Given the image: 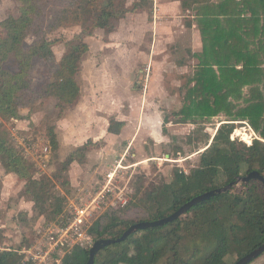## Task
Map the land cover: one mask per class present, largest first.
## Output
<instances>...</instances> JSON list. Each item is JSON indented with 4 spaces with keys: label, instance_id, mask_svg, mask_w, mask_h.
I'll use <instances>...</instances> for the list:
<instances>
[{
    "label": "trees",
    "instance_id": "1",
    "mask_svg": "<svg viewBox=\"0 0 264 264\" xmlns=\"http://www.w3.org/2000/svg\"><path fill=\"white\" fill-rule=\"evenodd\" d=\"M17 1L18 12L0 21V117L6 121L22 119L24 108L47 96L57 99L61 111L77 104L81 97L77 77L90 50L86 39L98 29L114 31L131 11L153 6L152 0H134L132 5L129 0ZM197 14L205 44L203 53L197 55L199 70L188 83L177 121H166L200 125L222 113L227 119L212 139L207 135L189 174L177 171L171 182L137 195L124 206L111 207L97 218L89 227L94 241L117 238L137 222L166 217L193 197L253 170L264 175V0L210 1L199 6ZM72 27H79V32L66 41V53L56 61V40L50 34ZM30 35L35 40L28 43ZM36 57L52 69V80L40 88L33 86L31 76ZM234 121H246L258 134L252 144L232 138L237 128ZM2 124L0 159L5 172L26 181L22 196L34 202L35 212H48L52 218L60 215L64 199L52 192L50 178H35V164L9 142ZM124 124L111 121L108 130L119 134ZM50 141L57 150L54 128ZM92 144L89 140L73 152L64 162L65 169ZM241 187L196 204L174 221L140 229L124 241L105 246L94 264H232L226 261L231 255L236 262L264 243V185L252 179ZM89 255L90 247L77 245L61 264H87ZM0 264L29 263L19 251L1 249Z\"/></svg>",
    "mask_w": 264,
    "mask_h": 264
},
{
    "label": "rangeland",
    "instance_id": "2",
    "mask_svg": "<svg viewBox=\"0 0 264 264\" xmlns=\"http://www.w3.org/2000/svg\"><path fill=\"white\" fill-rule=\"evenodd\" d=\"M132 2L133 0H129V5ZM19 7L20 3L17 0H0V21L10 12H18ZM115 31L117 30L112 32ZM78 32L79 27H72L61 28L50 34V38L56 40L53 46L56 61L65 55L66 41ZM112 32L99 29L86 39L90 50L83 57L78 80L84 90L87 103L90 100L94 101L97 96L104 103L105 100H112L111 96L115 94L117 98L112 102L117 103L116 109H109L106 104H103L102 108L79 107L75 104L61 111L57 99L47 96L32 107L24 108L22 119L6 121L0 117V123H3V129L8 133L9 142L35 164V178H50L53 182L52 192L64 199L63 212L60 215L53 218L48 212L40 215L34 210V202L29 197L22 196L26 181L14 174L3 185L4 176L0 171V248L2 250L11 249L21 253L23 248L34 246L38 242V227L64 223L73 211L72 203L90 205L108 171L123 155L126 156L125 165L140 159L143 161L138 162V166L127 168L116 177L118 187L115 189V194L112 196L109 194L107 204L96 209L92 223L111 207L122 206L121 198L128 202L135 200L137 195L143 196L155 186L171 182L177 171L189 174L199 161L198 152L205 146L207 135L212 139L219 124L227 119L222 113L206 119L200 125L167 123V118L177 121L176 113L184 106L188 83L199 70V67L195 68L192 64H188L191 67L188 71L181 75L177 74V90L174 89L173 80L169 78L173 73L168 71H165V80L169 83L168 90H146L148 76L151 74L149 66L138 64L137 70L146 68L147 76L143 79L140 75L134 78L132 83V87L136 88L133 90L134 95L126 96L123 93L128 90L126 82L114 84V80L118 82L121 78L119 76H123L127 69L126 49L120 45H112L119 40L123 41L124 33L120 32L111 38ZM34 40V35L27 38L28 43ZM175 48L177 45L172 49ZM177 56L191 59L195 54L178 49ZM31 76L33 86L40 88L52 80V69L43 59L35 58ZM123 79L125 81V78ZM194 84L191 83V86ZM247 90L248 88L245 87L244 93ZM146 96L149 106H144ZM143 117L146 121V131L139 135L138 128L142 125ZM160 117L163 123L159 121ZM119 120L129 122V129L124 134L121 132L116 136L110 135L107 125L111 121ZM234 122L237 128L232 138L248 145L252 144L258 134L246 121ZM51 128H54L58 139L57 150L51 145ZM251 129L254 132H251ZM152 136H158L159 141H154ZM89 140L93 141L89 149L76 154V161L65 169L64 162L68 157ZM130 141L133 144L132 148L129 147ZM177 149L181 150L180 154H177ZM0 169L4 172L1 159ZM241 184L242 182L235 185L237 190L242 188ZM235 259L236 257L231 255L226 261L234 264ZM249 264H264V253Z\"/></svg>",
    "mask_w": 264,
    "mask_h": 264
},
{
    "label": "crops",
    "instance_id": "3",
    "mask_svg": "<svg viewBox=\"0 0 264 264\" xmlns=\"http://www.w3.org/2000/svg\"><path fill=\"white\" fill-rule=\"evenodd\" d=\"M184 1L187 2V6L183 5ZM210 1L217 2V0H152L153 6L150 10L142 8L136 9L128 13L126 17L122 18L115 29L117 31L112 32L113 36L111 38H114V35L116 36L120 32L124 33L123 41L119 40L112 45L125 47V61L128 63L126 64L127 69L125 74L119 76L121 78L118 82L115 79L114 84H125L126 82L128 90H125L123 93H125L126 96L132 97L135 92L133 90H136V88L132 87L133 79L139 77V75L142 79L144 76H147V73H145V67L143 70L142 68L137 70L138 64H143V66H149V71L151 73L150 76H148L149 81L146 90H168L169 83L168 80H165V71L173 73L169 78L173 80V84L175 85L174 89L177 90V74L181 75L188 71V69L191 68L188 64H192L195 68L200 66V59L196 56L203 53L205 44L198 23L199 16L197 14V8ZM174 45H177V48L172 49ZM178 49L185 50L189 54H195V57L193 56L191 59L180 58L177 56ZM240 67L241 66H238V68ZM123 78H125V81ZM111 97L112 100H116L117 98L115 94ZM86 100L87 99L84 97V90L81 86V97L76 104L77 106L102 108L103 104H106V107L108 106L107 108L109 109H116L117 107V103H113L111 99L105 100L103 103L99 96H97L94 101L90 100L88 103ZM170 100L169 97V101ZM146 105H150L147 96L144 106ZM119 121L125 123L121 129V132L124 134V132L129 129L130 124L125 120ZM159 121L163 123L161 117L159 118ZM145 123L146 121L143 117L142 125L138 128L139 135L146 131ZM109 126L110 123L107 125L108 133L112 136L118 135L109 132ZM152 139L154 141H159L158 136H152ZM127 141H129V139ZM129 143L131 145L132 141ZM130 145L129 147L132 148L133 144ZM201 151H203V149ZM140 161L143 160L132 161L129 164L138 166V162ZM0 171L3 173L4 177H2V179L3 185H5L7 179L11 177V175L14 176V174H7L5 169L4 172L3 169H0ZM5 179L6 181H4Z\"/></svg>",
    "mask_w": 264,
    "mask_h": 264
},
{
    "label": "built area",
    "instance_id": "4",
    "mask_svg": "<svg viewBox=\"0 0 264 264\" xmlns=\"http://www.w3.org/2000/svg\"><path fill=\"white\" fill-rule=\"evenodd\" d=\"M125 157L123 156L108 171L90 205L72 203L73 211L70 212V216L64 223L46 224L37 228L39 238L36 245L23 248L21 251L26 262L29 264H61L65 254L73 247L77 245L91 247L93 245L95 241L89 233V227L94 220L96 209L107 204L109 194L111 196L115 194V189L118 187L116 186V177L120 176L127 168L134 166V164L125 165ZM120 203L124 206L128 201L121 198Z\"/></svg>",
    "mask_w": 264,
    "mask_h": 264
},
{
    "label": "water",
    "instance_id": "5",
    "mask_svg": "<svg viewBox=\"0 0 264 264\" xmlns=\"http://www.w3.org/2000/svg\"><path fill=\"white\" fill-rule=\"evenodd\" d=\"M252 179L259 180L264 185V175L261 172H259L258 170H253V171L249 172L247 175L240 176L235 181H233V182H231V183H229L223 187H218V188H215L213 190L207 191L203 194H200V195L193 197L190 201L183 204L178 210H176L175 212H173L172 214H170L166 217H163V218H160L157 220H153V221L147 220V221L137 222V223L131 225L127 230H125V232L120 237H117V238H100V239H97L93 243V245L90 247V255H89V260H88L87 264H94L97 253L102 248H104L105 246H108V245L113 244V243L124 241L131 234L135 233L136 231H138L140 229L157 227V226L164 225L168 222L174 221V220L178 219L180 216H182L183 214H185L191 207L195 206L196 204H198L204 200H207L213 196H216L217 194L227 192L232 187L239 184L240 182H242V183L249 182ZM262 253H264V243L261 244L256 249L252 250L251 252L247 253L243 257L239 258L234 264H249L252 260H254L258 256H260Z\"/></svg>",
    "mask_w": 264,
    "mask_h": 264
},
{
    "label": "bare ground",
    "instance_id": "6",
    "mask_svg": "<svg viewBox=\"0 0 264 264\" xmlns=\"http://www.w3.org/2000/svg\"><path fill=\"white\" fill-rule=\"evenodd\" d=\"M251 132H254L252 129H251ZM245 133V132H244ZM245 135H248L247 133H245ZM250 136V135H249ZM247 138H249V137H247Z\"/></svg>",
    "mask_w": 264,
    "mask_h": 264
}]
</instances>
